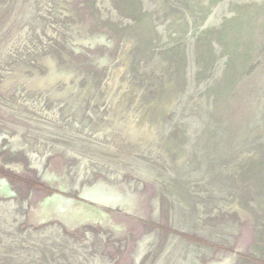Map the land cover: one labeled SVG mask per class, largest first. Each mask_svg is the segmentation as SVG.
Listing matches in <instances>:
<instances>
[{
  "label": "rangeland",
  "instance_id": "1",
  "mask_svg": "<svg viewBox=\"0 0 264 264\" xmlns=\"http://www.w3.org/2000/svg\"><path fill=\"white\" fill-rule=\"evenodd\" d=\"M0 136V264H264V0H0Z\"/></svg>",
  "mask_w": 264,
  "mask_h": 264
},
{
  "label": "flooded vegetation",
  "instance_id": "2",
  "mask_svg": "<svg viewBox=\"0 0 264 264\" xmlns=\"http://www.w3.org/2000/svg\"><path fill=\"white\" fill-rule=\"evenodd\" d=\"M1 139H2V137L0 136V141H1ZM1 174H3V172H0V175ZM6 176H3V177H0V179L1 180H3V181H6L7 182V180H6V178H5ZM27 184H29L32 188H33V190H35V189H37V188H41L40 187V185H38V184H36L35 182H33V181H31V180H28L27 182H26ZM7 184L9 185V187H10V184H9V182H7ZM10 190L12 191V189L10 188ZM12 193H13V195H14V197H12V198H9V197H5V196H2V195H0L1 197H4V198H6V199H13V198H15L16 197V193L14 192V191H12ZM44 201V200H43ZM42 201V202H43Z\"/></svg>",
  "mask_w": 264,
  "mask_h": 264
},
{
  "label": "bare ground",
  "instance_id": "3",
  "mask_svg": "<svg viewBox=\"0 0 264 264\" xmlns=\"http://www.w3.org/2000/svg\"><path fill=\"white\" fill-rule=\"evenodd\" d=\"M4 182V181H3ZM92 190V189H91ZM95 192H96V190H95ZM94 193V192H93ZM96 193H98V192H96ZM89 194V193H88ZM102 194H104V193H102ZM100 195V194H99ZM84 196V195H83ZM90 196V195H89ZM102 196V195H101ZM104 196V195H103ZM103 196H102V199H96V198H93V202L94 203H96L97 205H103V202H105V201H102L103 200ZM86 197H88V196H86ZM95 197V196H94ZM106 197V196H105ZM99 198V197H98ZM110 199V198H109ZM92 200V199H91ZM107 200V199H106ZM64 202H65V200H63ZM107 201H109V200H107ZM67 203V201L65 202V204ZM107 203V202H106ZM105 203V204H106ZM104 204V205H105ZM111 204V203H110ZM107 205V204H106Z\"/></svg>",
  "mask_w": 264,
  "mask_h": 264
}]
</instances>
